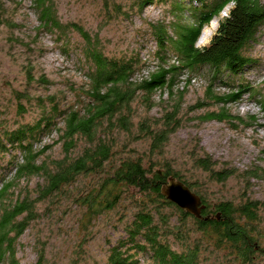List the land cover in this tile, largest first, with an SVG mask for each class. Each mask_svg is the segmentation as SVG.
I'll list each match as a JSON object with an SVG mask.
<instances>
[{
    "label": "trees",
    "instance_id": "trees-1",
    "mask_svg": "<svg viewBox=\"0 0 264 264\" xmlns=\"http://www.w3.org/2000/svg\"><path fill=\"white\" fill-rule=\"evenodd\" d=\"M155 3L169 6L173 18L169 22L151 23L159 63L156 70L138 80L135 74L139 59L107 54L99 38H94L82 25L75 22L64 25L57 18L53 0H35L42 28L60 34L72 27L85 41L82 52L89 64V83L83 91L84 99L81 97L75 108L65 112L67 109L59 105L56 96L50 95L47 100L38 97L35 104L41 108L40 117L34 122L23 120L16 128H8L0 135V154L12 149L23 154L24 161L16 166L15 177L41 174L44 179L37 185L36 195L15 197L10 193L13 181H7L0 188V264H20L16 243L38 218V205L67 195L72 192L71 186L87 176L92 178L90 187L73 191L75 200L84 207L86 228L101 215L119 207L125 199L133 200L137 206L133 220L126 226V237L110 249L102 264H137L142 253L149 254L154 264H201L202 243L224 250L229 257L228 264L255 263L256 253L261 250L259 236L264 203L242 194L238 202L227 200L211 205L196 192L204 206L202 217H196L169 201L162 194V187L170 178L184 182L192 190L196 185L166 157L170 137L181 126L179 106L166 112L161 122L145 115L135 124L137 110L133 103L140 99L151 110L155 106L156 91L173 95L182 77L186 75L185 81L190 82L202 69L210 68L214 73L207 100L221 103L223 107L220 111L208 112L205 119L245 122L226 106L240 102L250 88L239 85L236 91L220 94L214 87L215 81L227 84L223 79L225 73L240 74L253 62L248 51L264 25V0H134L133 6L141 11ZM4 12V6L0 5V25L10 22ZM215 19L218 20L216 29L200 44L204 30ZM26 94L18 92L17 98L27 99ZM46 101L51 105L49 109ZM259 102L264 109V97ZM205 105L208 103L199 102L195 108ZM18 111L21 117L26 113L23 103H19ZM57 117L64 119V126L57 131L64 142L65 155L38 163L46 147L40 150L34 147L54 130ZM118 131H125L136 141H149L147 154L117 158L119 152H125L122 150L125 147L117 141L115 132ZM82 141L85 145L75 153ZM193 161L217 182H224L234 174L231 169L216 170V161L206 152L194 154ZM257 172L254 169L249 176L258 177ZM166 208L177 213V225L171 224ZM189 218L193 222L188 228ZM193 230L200 237L192 242ZM170 237L180 243L181 251L172 247ZM44 258L40 252L36 264H43Z\"/></svg>",
    "mask_w": 264,
    "mask_h": 264
},
{
    "label": "rangeland",
    "instance_id": "rangeland-1",
    "mask_svg": "<svg viewBox=\"0 0 264 264\" xmlns=\"http://www.w3.org/2000/svg\"><path fill=\"white\" fill-rule=\"evenodd\" d=\"M133 3L134 0H53L57 18L64 25L74 22L82 25L94 38H99L100 46L107 54L139 59L135 74V79L139 80L156 70L159 63L151 23L169 22L173 15L170 7L162 3L149 5L141 11L134 8ZM0 5L4 6L5 18L10 21L0 25L1 135L2 131L16 128L23 120L34 122L40 117L41 108L35 104L38 97L47 100L50 95L56 96L59 105L67 109L65 112L80 104L89 83V64L82 52L85 41L72 27L58 34L40 26L35 0H2ZM217 24L215 19L204 30L200 44L210 38ZM248 53L253 62L240 74L225 73L223 79L227 84L215 81L214 87L220 94L236 91L239 85L250 88L240 102L226 106L245 122L205 119L208 112L220 111L223 107L221 103L207 100V89L214 73L210 68L202 69L190 82L185 81L186 75L182 77L173 95L156 91L153 95L155 106L151 110L140 99L133 103L137 110L135 124L145 115L161 122L166 112L179 106L181 126L170 137L166 157L189 181L196 182L192 191L201 194L211 205L227 200L238 202L242 194L264 203V109L259 102L264 97V25ZM23 91L28 98L20 101L17 95ZM204 101L208 105L195 108ZM19 103L26 108L23 117L18 113ZM46 104L49 109L51 105L48 101ZM54 121V130L44 135L34 147L36 150L46 147L38 163L65 155L64 142L57 131L58 127L64 126V119L57 117ZM115 134L119 145L125 147L122 148L125 152H119L117 158L147 154L149 141H136L125 131ZM80 145L75 153L81 151L85 143L82 141ZM205 152L216 161V170L231 169L234 174L224 182L212 180L193 161L194 154ZM23 161V154L14 149L0 154V188L7 181H13L10 193L15 197L36 195L37 185L44 182L41 174L16 178V166ZM254 169H257L258 177L249 176ZM91 181L88 176L82 177L77 185L70 187L72 192L38 205V218L16 243L20 264H36L40 252L45 255L43 264H102L107 260L110 249L126 237V226L133 220L137 206L133 200L125 199L119 207L101 215L86 228L84 207L75 200L73 191L89 188ZM165 211L171 217V224L177 225L175 210L166 208ZM261 218V250L256 253L254 264H264V207ZM192 220L188 219V228ZM193 231L192 242L200 237ZM169 241L175 250L181 251L178 241L172 237ZM201 247V264H228L229 257L224 250L206 243ZM148 255L142 253L137 264H154Z\"/></svg>",
    "mask_w": 264,
    "mask_h": 264
},
{
    "label": "water",
    "instance_id": "water-1",
    "mask_svg": "<svg viewBox=\"0 0 264 264\" xmlns=\"http://www.w3.org/2000/svg\"><path fill=\"white\" fill-rule=\"evenodd\" d=\"M162 194L179 208L194 214L196 217H202L201 212L204 206L201 197L184 182L176 178H170L163 185Z\"/></svg>",
    "mask_w": 264,
    "mask_h": 264
},
{
    "label": "built area",
    "instance_id": "built-area-1",
    "mask_svg": "<svg viewBox=\"0 0 264 264\" xmlns=\"http://www.w3.org/2000/svg\"><path fill=\"white\" fill-rule=\"evenodd\" d=\"M222 14L225 15V11Z\"/></svg>",
    "mask_w": 264,
    "mask_h": 264
},
{
    "label": "clouds",
    "instance_id": "clouds-1",
    "mask_svg": "<svg viewBox=\"0 0 264 264\" xmlns=\"http://www.w3.org/2000/svg\"><path fill=\"white\" fill-rule=\"evenodd\" d=\"M202 44V43H201Z\"/></svg>",
    "mask_w": 264,
    "mask_h": 264
}]
</instances>
